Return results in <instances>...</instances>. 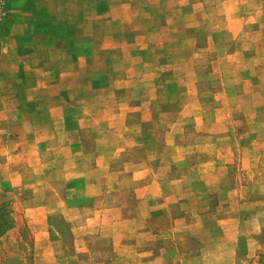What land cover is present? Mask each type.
Segmentation results:
<instances>
[{
    "label": "rangeland",
    "instance_id": "1",
    "mask_svg": "<svg viewBox=\"0 0 264 264\" xmlns=\"http://www.w3.org/2000/svg\"><path fill=\"white\" fill-rule=\"evenodd\" d=\"M213 118L215 139L197 131ZM138 123L155 149L183 124L189 150H219L220 185L208 199L157 205L149 226L160 235L115 250L100 224L78 227L100 197L84 208V181L56 170L58 154L74 172L83 142L95 151L104 131ZM132 177L122 176L130 197ZM185 210L209 212L206 228L159 233ZM0 264H264V0H0Z\"/></svg>",
    "mask_w": 264,
    "mask_h": 264
},
{
    "label": "crops",
    "instance_id": "2",
    "mask_svg": "<svg viewBox=\"0 0 264 264\" xmlns=\"http://www.w3.org/2000/svg\"><path fill=\"white\" fill-rule=\"evenodd\" d=\"M196 106L203 108L201 102ZM203 117L204 114L198 116L199 121ZM144 119H150V114ZM219 121L220 118H213V127L206 129L198 127L197 131L206 133L208 138H218L220 134L218 130ZM137 127L138 130L133 129L130 132L125 131L119 134L110 130L104 131L102 135L96 137L101 145L98 148L95 146V151H89V153H87V143L83 142L79 149L73 152L75 155L73 159L74 172H69L70 165L66 164L65 157H61L60 154H58V158L61 159L57 160L59 165L55 162V165H57L56 170L63 172V175L68 180L79 178L84 181L81 189L75 191L78 197L88 196L89 200L84 202L87 207L84 208L87 209L92 206L94 197H100V205L98 207L96 206L92 212L87 213L84 216L85 218L76 220L78 227L86 229L88 226L100 224L102 233L106 230L109 232L115 250H120L121 245L126 247L125 238L130 235L134 237L147 234L149 238L152 236L156 238L160 235L149 226L150 220L158 216L160 212L157 210V205L168 207L169 204L175 202L186 203L188 200H192V197L198 200H202L204 197L208 199L212 190H215V187L220 185L218 173L221 169L219 150L215 147L203 150L200 142L190 145L196 146L195 150H189V145L186 146L184 144L186 142L180 140L186 137L183 124L181 130L174 127L172 130L164 132L163 137L166 145L163 150L155 149L157 144L155 142L151 143L153 137L145 129H141V123L134 126V128ZM85 135L83 134L81 137ZM112 138H117V142ZM144 138H148L149 146L148 144L142 146V139ZM128 146L132 147L131 150L135 157L133 156L130 161H124L122 155L126 154ZM141 148L146 150V160L136 156V154L141 153V151H138ZM191 153H204L206 159H202L195 165L190 166L187 162V156ZM111 160L119 164L123 161L126 163V167H114L113 162H110ZM174 166L181 169V177H176L174 174ZM186 167L188 169H185ZM128 172H131L133 176L131 197L129 193L125 192L126 182L122 179V176ZM184 172L187 173L184 175ZM91 174L96 176L95 181H93V176H90ZM57 195L60 196V199L62 198L61 193L56 191ZM67 195L68 198L64 200L66 202H64V205L72 206L74 202L67 203V201L73 195L69 196L70 193ZM130 201L132 207H129L130 210L127 214L124 212V204H130ZM58 208L56 206L52 210L54 211ZM207 214L210 213L188 215L186 210L184 213L183 211L181 213L169 212L168 217L172 219V224L166 231L159 233L162 235L168 233L169 237H179L188 231L195 232L197 228H206L205 219ZM195 217V220L191 219L190 221L189 218ZM198 219H202L199 224L197 223ZM217 221L221 222V219L218 218Z\"/></svg>",
    "mask_w": 264,
    "mask_h": 264
}]
</instances>
